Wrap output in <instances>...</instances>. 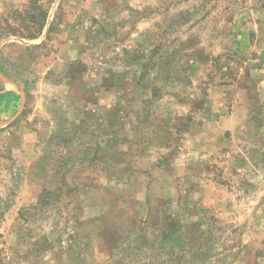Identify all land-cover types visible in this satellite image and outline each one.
<instances>
[{"label": "rangeland", "instance_id": "rangeland-1", "mask_svg": "<svg viewBox=\"0 0 264 264\" xmlns=\"http://www.w3.org/2000/svg\"><path fill=\"white\" fill-rule=\"evenodd\" d=\"M0 91V264H264V0H0Z\"/></svg>", "mask_w": 264, "mask_h": 264}, {"label": "trees", "instance_id": "trees-1", "mask_svg": "<svg viewBox=\"0 0 264 264\" xmlns=\"http://www.w3.org/2000/svg\"><path fill=\"white\" fill-rule=\"evenodd\" d=\"M59 199V193H57L56 191L54 190H48L46 188H43L42 191L40 192L39 196H38V200H37V203L35 205L32 206V208H36L37 211H40L42 209H44L45 207H48L51 203L53 202H56L57 200ZM163 233H161V236H162ZM161 238H164V237H161ZM172 237H170V243H174V245H179L180 246V241H181V238L179 236L178 239H175V241H172L171 240ZM169 240H164L162 241V245L166 248L169 246V248H171L170 245H166V243L168 242ZM164 248H161L164 250ZM123 251L125 252L126 250L123 249ZM184 255V253H183ZM181 255V256H183Z\"/></svg>", "mask_w": 264, "mask_h": 264}, {"label": "crops", "instance_id": "crops-1", "mask_svg": "<svg viewBox=\"0 0 264 264\" xmlns=\"http://www.w3.org/2000/svg\"><path fill=\"white\" fill-rule=\"evenodd\" d=\"M7 91H8V90H4V91H2V92H3V93H4V92H6V93H7ZM0 93H1V91H0Z\"/></svg>", "mask_w": 264, "mask_h": 264}]
</instances>
